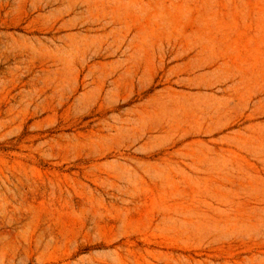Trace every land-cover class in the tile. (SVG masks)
Here are the masks:
<instances>
[{"label": "rangeland", "instance_id": "rangeland-1", "mask_svg": "<svg viewBox=\"0 0 264 264\" xmlns=\"http://www.w3.org/2000/svg\"><path fill=\"white\" fill-rule=\"evenodd\" d=\"M0 264H264V0H0Z\"/></svg>", "mask_w": 264, "mask_h": 264}]
</instances>
